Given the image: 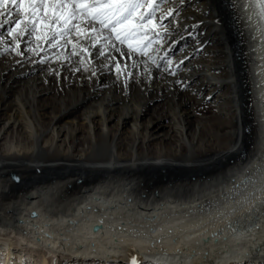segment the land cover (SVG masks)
<instances>
[{
    "label": "bare ground",
    "instance_id": "bare-ground-1",
    "mask_svg": "<svg viewBox=\"0 0 264 264\" xmlns=\"http://www.w3.org/2000/svg\"><path fill=\"white\" fill-rule=\"evenodd\" d=\"M249 4L186 0L176 56L189 57L178 77L189 90L167 74L170 87L156 83L154 67L150 88L137 81L118 92L116 80L106 87L107 72L88 88L89 74L67 63L20 67L14 54L0 56V86L21 83L20 94L0 101V264H131L133 255L138 264H264V194L249 195L264 169V27ZM216 16L232 30L234 50L219 48ZM230 76L235 96L225 94ZM49 80L63 99L58 86H43ZM41 90L54 97L49 122ZM152 97L170 107L142 123ZM195 101L218 105L235 131L214 162L181 165L183 148L198 155L195 136L163 145L198 131ZM75 109L83 114L69 121Z\"/></svg>",
    "mask_w": 264,
    "mask_h": 264
},
{
    "label": "snow or ice",
    "instance_id": "snow-or-ice-1",
    "mask_svg": "<svg viewBox=\"0 0 264 264\" xmlns=\"http://www.w3.org/2000/svg\"><path fill=\"white\" fill-rule=\"evenodd\" d=\"M185 3L186 0H0V29H6L0 34V56L14 54L19 58L15 64L20 67L25 63L52 62L63 67L67 63L71 72L88 73L90 78L107 72L117 82L122 81L125 88L130 80L138 79L134 70L142 64L146 88L154 78V67L161 79L164 74L176 77L173 83L189 90L190 81L178 78L189 57L176 56V52L183 51L181 42L186 38L180 27ZM249 6L264 27V0H250L245 8ZM216 22L219 24V19ZM22 44L26 45L23 50ZM96 60L100 61L98 66ZM55 74L60 75L59 71ZM257 172L260 187L254 188L250 196L256 191L264 194V169L258 168ZM249 182L256 183L243 181ZM261 204L264 206V200ZM131 264H138L134 255Z\"/></svg>",
    "mask_w": 264,
    "mask_h": 264
},
{
    "label": "rangeland",
    "instance_id": "rangeland-1",
    "mask_svg": "<svg viewBox=\"0 0 264 264\" xmlns=\"http://www.w3.org/2000/svg\"><path fill=\"white\" fill-rule=\"evenodd\" d=\"M218 19L219 18L217 17V20ZM219 21H220V23L218 24L217 22H215V27L212 28L213 32L220 38V42L218 44L219 48L223 49L224 52L228 51L227 48L234 50V38L232 36L233 35L232 30L227 29L228 27L225 25L226 21L224 19L220 18ZM198 58H200V57H198ZM225 59H228V58H226V56H225ZM49 68L53 70L54 67L53 68L48 67V69ZM45 71H47V68L45 69ZM135 71H136V75H137L138 79L135 81L131 80L132 81L131 83L129 81V84L126 88L123 86L122 81L118 82L116 84L117 87H119L117 89L118 92H120L121 90H124V89L127 90V88H130V85L132 83H135L137 81L139 83L141 82V84H144V81H142V78H143L141 75L142 72L138 71L137 69H135L134 72ZM160 76L157 77L158 78L157 80L155 79V82L159 83L161 86H163V84H165L168 87H170L172 80L169 78H166V77L164 79H161ZM82 78L85 79V80H83V84H86V86L88 88H90V85H92V83H94V81H91L92 78L89 77L90 78L89 79L88 76L85 77V75H84V77L82 76ZM233 79H234L233 76H230L227 79L229 87L225 91L226 95H229L228 93H230L229 96H235V89H234L233 84H232ZM112 80H115L114 75H111L110 78L108 77L107 79H105V81L108 82L106 85L107 88H108V86H110V82H111V84H113ZM44 82H45V84H43V82H42L44 87H50V89H48V90H54L55 91L57 86L59 87V84L54 83L53 80H49L48 82L44 81ZM2 85L3 86H0L1 87L0 88V93H1L0 101L1 102H4L8 99V98H6V95L10 96L11 94L17 95L18 93L19 94L21 93V83H19V84L14 83V84L10 85V84H6L3 82ZM143 88H144V86H143ZM58 89L60 90L59 98L63 99L64 93L60 87ZM158 92L165 93L163 90H158ZM151 93L153 94L154 92H151ZM41 94H42V96L40 97V104L44 106V111L46 112V116H44L45 121L49 122V120L51 119L50 115L53 112L54 97H53L52 93H49L46 90H41ZM153 100H154V97H152V101ZM168 100L169 99L165 98V99H162L161 101L160 100L159 101L154 100L153 102H150L149 103L150 108L148 109V112L145 115L143 114L141 116L140 122L148 123L150 120H154V121L158 120L157 115L160 114L163 110H167L170 107L169 104H171V102H170V100L169 101ZM146 101L148 102L149 98H146ZM195 103L197 105V108L194 110L195 116L194 117L192 116L190 119V120H192V122L190 121L191 126H194V127L198 126V131L195 133V135L191 131L184 132V133L181 131V132H178L177 134H175L174 139H172L171 141L169 139H168L169 141L166 140L167 143H165L163 145L164 148L172 150V149L176 148L177 142L180 141V143H182L183 139L192 140L194 138L193 136H195V140L198 141V144L196 145V148H199L197 150L198 155L197 156L191 155V154H189L188 149L183 148L181 155L177 156V158L179 160H177L175 162V163H180L181 165H185L186 163H190V162L203 163V164H206L207 162L208 163L214 162V160H212V159H214L213 154L215 153V149L216 148H218L220 150L228 149V147L230 146V141H229L230 140V134L234 133V131H235L234 127H232V125L230 123V120H226V119H224L223 116L220 115L221 113L219 111L220 108L218 107V105L213 104L211 102H204L202 104H199L195 101ZM143 104H145V102H142V105ZM234 105H235V103L233 102V103L229 104L228 107H226V108H229L230 106H234ZM57 109H59L58 104H57ZM82 114L83 113H81V110L75 109V112L69 118V121L76 122V120H79V118H81ZM112 128L114 129L115 126L112 125ZM162 130H164V128ZM131 135H132L131 132H129L128 135L126 134V136L129 137V139H132V137H130ZM156 142H158V140ZM154 147H155V145H154ZM171 157L174 158L173 156H171ZM142 158H140V160H137L136 162H145V161H143ZM17 181L21 182V180H19L18 178H17Z\"/></svg>",
    "mask_w": 264,
    "mask_h": 264
},
{
    "label": "water",
    "instance_id": "water-1",
    "mask_svg": "<svg viewBox=\"0 0 264 264\" xmlns=\"http://www.w3.org/2000/svg\"><path fill=\"white\" fill-rule=\"evenodd\" d=\"M36 215H37V213H35V212L32 213V216H33V217L36 216Z\"/></svg>",
    "mask_w": 264,
    "mask_h": 264
}]
</instances>
